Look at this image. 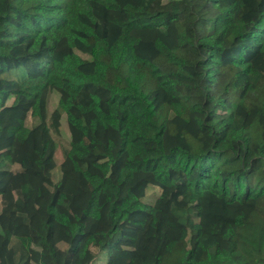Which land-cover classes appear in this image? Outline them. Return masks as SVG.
Segmentation results:
<instances>
[{
	"label": "trees",
	"instance_id": "obj_1",
	"mask_svg": "<svg viewBox=\"0 0 264 264\" xmlns=\"http://www.w3.org/2000/svg\"><path fill=\"white\" fill-rule=\"evenodd\" d=\"M262 262L264 0H0V264Z\"/></svg>",
	"mask_w": 264,
	"mask_h": 264
},
{
	"label": "rangeland",
	"instance_id": "obj_2",
	"mask_svg": "<svg viewBox=\"0 0 264 264\" xmlns=\"http://www.w3.org/2000/svg\"><path fill=\"white\" fill-rule=\"evenodd\" d=\"M56 102H57V97L56 95L54 94H51V97H50V100H49V109H48V114L51 110H53V108L55 107L56 105ZM62 132H63V136L60 137V138H55V141H56V145H57V148H56V160L57 161H61L62 160V150L67 146V140H68V127H67V124L66 123H62ZM66 131V132H64ZM56 171V174L58 176V179H59V176H60V173H59V166L56 167L55 169ZM54 174V173H53ZM151 186L148 187V190H147V194H146V197H145V201L148 203V204H153L155 202V199L157 198L158 194L157 193L156 195L152 196L151 195Z\"/></svg>",
	"mask_w": 264,
	"mask_h": 264
},
{
	"label": "built area",
	"instance_id": "obj_3",
	"mask_svg": "<svg viewBox=\"0 0 264 264\" xmlns=\"http://www.w3.org/2000/svg\"><path fill=\"white\" fill-rule=\"evenodd\" d=\"M260 264H264V262L260 263Z\"/></svg>",
	"mask_w": 264,
	"mask_h": 264
}]
</instances>
